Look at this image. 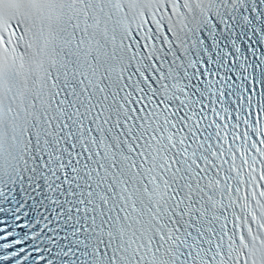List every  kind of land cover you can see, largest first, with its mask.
I'll use <instances>...</instances> for the list:
<instances>
[{
    "label": "snow or ice",
    "instance_id": "1",
    "mask_svg": "<svg viewBox=\"0 0 264 264\" xmlns=\"http://www.w3.org/2000/svg\"><path fill=\"white\" fill-rule=\"evenodd\" d=\"M0 264H264V0H0Z\"/></svg>",
    "mask_w": 264,
    "mask_h": 264
}]
</instances>
